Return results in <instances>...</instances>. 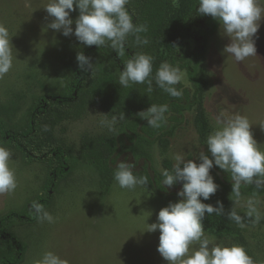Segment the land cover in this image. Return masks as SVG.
Segmentation results:
<instances>
[{"label":"rangeland","instance_id":"rangeland-1","mask_svg":"<svg viewBox=\"0 0 264 264\" xmlns=\"http://www.w3.org/2000/svg\"><path fill=\"white\" fill-rule=\"evenodd\" d=\"M135 1L142 12L140 23L148 26L147 33L141 36H146L149 44L138 46L134 36L133 41L142 50L150 49L152 91H148L147 83L121 87L119 71L111 69L100 56L95 57L96 96L89 98L91 104L81 117L64 121L55 130L56 137L66 144L73 172L53 192L54 201L48 212L54 221L28 224L19 217L14 220L15 231L26 246L22 264H32L47 251L69 264H169L157 251L159 230L146 231L148 223L157 222L159 211L174 202L161 198L145 185L129 190L114 181L105 192L100 174L89 162L100 152H111L113 169L127 158L133 163L134 172L148 165L154 175L172 169L175 154L190 160L204 151L211 158L206 139L218 126L217 117L224 110L228 115L246 116L254 139L264 150V19L254 38L257 55L238 62L227 54L221 55L230 41L220 35L219 23L212 19L216 25L213 30L207 16L196 14L194 35L181 45L178 56L187 59L192 67L199 62V104L185 112L173 137L149 138L144 158L134 156L123 146L125 142L130 145L123 131L130 109L151 104L152 95L158 90L155 72L166 59L187 5V0ZM47 2L30 0L31 6L26 7L25 0H0V24L8 29L13 45V66L0 77V116L14 123L23 121L35 96L57 94L66 87L73 77L77 53L88 47L81 45L74 35L65 37L61 32L46 29L52 22L43 9ZM78 15L77 10L71 18L75 20ZM183 73L180 87L193 92L187 71ZM120 113L125 114V119L118 121L112 131L101 126V120L110 121L112 115ZM10 167L15 171L18 186L13 193L0 195V216L14 210L32 211V203L43 194L51 177L44 164H27L19 153H11ZM231 194L219 186L216 194L204 202L214 206L217 201L230 202L223 203L225 210L235 207L245 227L224 215L222 219L231 228L218 232L204 228L205 235L212 243L241 245L255 264H264V195L241 197L237 203ZM250 197L258 201L259 223L245 215L242 205ZM198 246L193 244L190 250Z\"/></svg>","mask_w":264,"mask_h":264},{"label":"clouds","instance_id":"clouds-1","mask_svg":"<svg viewBox=\"0 0 264 264\" xmlns=\"http://www.w3.org/2000/svg\"><path fill=\"white\" fill-rule=\"evenodd\" d=\"M129 0H48L43 8L52 18L47 30L61 32L63 36L74 35L81 45L98 48L109 45L118 56L125 54V43L129 35L135 37L138 46L148 45L149 40L141 33H147L148 26L133 21L126 5ZM30 7V0H25ZM79 11L73 20L71 14ZM198 16H211L220 25V35L227 37L221 55L227 54L236 61L257 55L255 37L260 29V21L264 19V0H198L195 8ZM75 24V29H73ZM8 29L0 24V77L8 74L13 66V45ZM78 67L82 72L94 73V64L83 51L76 56ZM119 72V85L123 88L130 84L147 83L148 91H152L153 57L146 53H136L124 64ZM155 83L171 97L180 98L183 89L176 86L184 82V73L179 65L163 62L155 72ZM167 104L151 106L137 115L146 120L148 126L159 128L166 122ZM107 117L108 115L100 114ZM125 119V114L112 115L111 120H101V126L114 129L118 121ZM217 127L207 136V152L201 151L195 159L185 160L175 154L172 170H162L163 185L172 188L182 183L177 193L180 198L162 208L157 222L147 224L148 233L160 232L157 251L169 264H255L245 248L241 245L212 243L205 235L203 221L213 214L226 215L241 228L245 227L243 218L235 207L226 211L222 201L216 205L204 203L218 191L219 185L211 175L213 167L230 174L232 194L237 203L241 198L242 185H255L256 189H264V150L258 145L251 131L248 118L240 113L228 115L226 110L217 117ZM10 151L0 146V195L11 194L17 188L16 174L10 167ZM198 161V162H197ZM114 180L122 189L134 190L138 185H147L146 176L134 174L133 163L127 158L120 160L115 167ZM230 196V198H231ZM258 201L248 198L242 205L245 215L259 223L261 213ZM37 221L52 223L53 216L44 206L34 201L31 205ZM198 244V248L190 246ZM32 264H69L65 259L51 251H47Z\"/></svg>","mask_w":264,"mask_h":264},{"label":"trees","instance_id":"trees-1","mask_svg":"<svg viewBox=\"0 0 264 264\" xmlns=\"http://www.w3.org/2000/svg\"><path fill=\"white\" fill-rule=\"evenodd\" d=\"M148 0H143L145 3ZM129 13L133 16V21L140 23L142 15L138 8L137 1L129 0L126 5ZM198 8V0H187V5L181 17L178 32L175 35L173 43L170 44L166 59L163 62H169L173 65H179L182 72L187 71L189 80L193 85V92L183 89L180 85L176 87L183 89V95L180 98L171 97L158 87L153 93L151 104H167L169 111L166 113V122H163L159 128L148 126L146 120H142L137 113L146 111L148 107H133L130 109V115L126 118V128L123 129L126 140L130 145L124 143V147L131 150L134 156L144 158L145 149L150 139L173 137L177 130L179 120L182 119L185 112L192 111L199 104L201 92L200 82L197 77L199 62L196 61L192 67L187 59L179 58V49L181 45L191 36L194 35L195 26V8ZM216 30V25L212 23V17L207 16ZM84 54L91 58L94 64V73L82 72L76 61L73 69V77L66 87L57 94L50 96H35L33 106L28 110L25 118L20 123H14L0 116V146L7 148L11 153H19L27 164L40 163L47 167L51 177L44 185L43 194L36 200L42 204L45 210L53 204V192L58 185L66 179L72 172V165L66 150L64 141L56 137V127L69 119L81 117L85 112L88 104H91L89 98L96 96V72L95 57L100 56L104 62L116 71L123 70L124 63L136 53H146L150 55V49H140L133 41V36L129 35L125 43V54L118 56L117 53L109 46L105 45L100 48L97 46L87 47ZM174 124L169 126V122ZM141 131L142 133L140 134ZM146 135V136H144ZM111 152H100L95 158L88 161L95 166L101 176V186L107 192L114 180V170L112 168ZM172 169H169L171 171ZM135 175L146 176L148 178L147 186L153 193L169 202H177L180 198L177 193L182 189V183H178L172 188L164 187L162 174H152L150 167L145 165L140 171H135ZM211 175L215 182L226 191L232 193V182L230 174L213 167ZM241 197L264 195V189H256L255 185H242ZM204 202V201H202ZM206 203V202H204ZM224 204L230 205V202L223 201ZM209 204V203H208ZM19 217L24 223L35 224L37 221L33 212L28 209L14 210L0 216V264H22L25 259L26 246L24 241L15 231V218ZM204 228L210 231L230 229L226 225V220L215 214L206 217L203 221Z\"/></svg>","mask_w":264,"mask_h":264}]
</instances>
